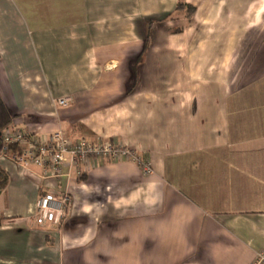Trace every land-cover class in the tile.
<instances>
[{
  "label": "crops",
  "instance_id": "0c3cea01",
  "mask_svg": "<svg viewBox=\"0 0 264 264\" xmlns=\"http://www.w3.org/2000/svg\"><path fill=\"white\" fill-rule=\"evenodd\" d=\"M0 0L11 128L149 163L45 180L0 147V264H250L264 252V0ZM32 6V9L29 8ZM71 103L59 107L56 101ZM69 198L34 222L42 195Z\"/></svg>",
  "mask_w": 264,
  "mask_h": 264
},
{
  "label": "built area",
  "instance_id": "2783aa9c",
  "mask_svg": "<svg viewBox=\"0 0 264 264\" xmlns=\"http://www.w3.org/2000/svg\"><path fill=\"white\" fill-rule=\"evenodd\" d=\"M71 103L68 97L59 98L56 105L67 107ZM1 152L6 154L10 148L16 152L10 157L22 168L30 166L39 168L41 176L47 180L63 177L64 168H74L89 161L109 159L110 162H133L144 174L150 173L149 163L141 161L135 152L109 140L80 138L71 141L60 130L47 134L44 138L31 135L19 129L10 128L0 136ZM69 198L66 194L58 196L42 195L38 198L34 222L38 226L54 224L61 219L68 208ZM250 264H264V252H258Z\"/></svg>",
  "mask_w": 264,
  "mask_h": 264
},
{
  "label": "trees",
  "instance_id": "16d2710c",
  "mask_svg": "<svg viewBox=\"0 0 264 264\" xmlns=\"http://www.w3.org/2000/svg\"><path fill=\"white\" fill-rule=\"evenodd\" d=\"M177 12H183L184 13V19L186 22H189L191 17L194 14V8L190 5H188L185 0H179L176 6ZM15 117H13L8 109L6 108L5 104L3 103L1 97H0V136L2 133L8 129H10L11 123ZM16 148L12 147L10 148V155L14 154L16 152ZM5 183V177L2 176L0 173V189L3 187Z\"/></svg>",
  "mask_w": 264,
  "mask_h": 264
},
{
  "label": "rangeland",
  "instance_id": "374dc122",
  "mask_svg": "<svg viewBox=\"0 0 264 264\" xmlns=\"http://www.w3.org/2000/svg\"><path fill=\"white\" fill-rule=\"evenodd\" d=\"M12 1L14 2L16 7H18V8L21 7V9H23L24 5L22 6V3L19 0H12ZM29 8L32 9V6H30ZM177 14H181L184 17V13L183 12H177ZM184 21H185V19H184ZM85 138H88V137H85Z\"/></svg>",
  "mask_w": 264,
  "mask_h": 264
}]
</instances>
